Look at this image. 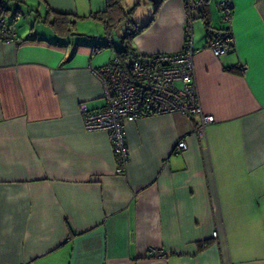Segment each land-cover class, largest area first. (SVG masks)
Here are the masks:
<instances>
[{"label":"crops","instance_id":"crops-1","mask_svg":"<svg viewBox=\"0 0 264 264\" xmlns=\"http://www.w3.org/2000/svg\"><path fill=\"white\" fill-rule=\"evenodd\" d=\"M36 1L80 17L105 7ZM138 3L132 49L180 51L186 0H122ZM214 3L213 14L211 0L192 1L191 17L207 4L208 28H225ZM231 3L225 55L208 49L207 30L195 39L191 21L194 78L214 121L202 132L197 116L177 112L127 122L122 173L107 134L84 130L79 112L104 105L92 69L115 52L77 31L57 35L46 13L36 19L50 32L16 21L17 42L0 41V264H264V0ZM150 246L165 255L149 257Z\"/></svg>","mask_w":264,"mask_h":264},{"label":"built area","instance_id":"built-area-1","mask_svg":"<svg viewBox=\"0 0 264 264\" xmlns=\"http://www.w3.org/2000/svg\"><path fill=\"white\" fill-rule=\"evenodd\" d=\"M192 1L186 0L189 10ZM217 7L227 26L210 30L207 47L215 56H222L234 48L230 26L231 0H221ZM19 18L18 13L12 16L0 14V41L17 42L15 23ZM195 52L192 47L191 19H188L180 51L137 53L126 62L114 56L108 64L92 69L102 83L105 103L93 111L80 103L79 112L84 130H99L107 134L116 162V173H122L128 162V147L124 138V126L127 122L141 117L177 112L188 117L197 116V131L202 132L214 121L211 115L204 113L201 106L194 78ZM241 68L245 70L246 65ZM175 149L177 152L185 151L186 142L179 139ZM212 236H216V232ZM146 254L149 257L165 255L161 249L153 246L147 248Z\"/></svg>","mask_w":264,"mask_h":264},{"label":"rangeland","instance_id":"rangeland-1","mask_svg":"<svg viewBox=\"0 0 264 264\" xmlns=\"http://www.w3.org/2000/svg\"><path fill=\"white\" fill-rule=\"evenodd\" d=\"M214 1L215 0H211L213 14L216 12ZM219 1L220 0H217V3ZM6 6L8 7L10 12H14L16 9H18V12L20 13V24L25 26H27L28 24H33L36 25L37 28L45 29L46 31L50 32V28H48V26H45V24H43L39 20L37 21L36 19V14L45 15L46 13L43 4L38 5V2L36 0H28V2L26 3H23L19 0H7ZM191 7L193 8L194 6L192 5ZM138 9L139 10L136 16L137 18H141L144 16V13L146 11L145 4H141ZM188 11V18L191 19L193 24L194 38L196 39L198 36L201 38L205 37V21L200 16H198L196 9L193 10V19L191 17V8L190 10L188 9ZM130 21H134L133 16H130L129 19H126V21L122 22L120 26L112 29L109 39L111 43L109 45H106V47L104 46L105 49H109L115 52V50L117 49L120 50L124 48V44L121 42V37L124 36V32L130 34L132 28ZM74 31H77L79 33L76 38H79L82 42L87 44L105 45L108 40V38L105 37L106 33L104 31L103 25H101L98 21L92 19H77ZM97 36H99L100 39Z\"/></svg>","mask_w":264,"mask_h":264},{"label":"trees","instance_id":"trees-1","mask_svg":"<svg viewBox=\"0 0 264 264\" xmlns=\"http://www.w3.org/2000/svg\"><path fill=\"white\" fill-rule=\"evenodd\" d=\"M6 1L7 0H0V14L2 15H8L6 14L8 12ZM158 3L153 11V16L156 14L158 10ZM138 5L139 3L130 9H126L122 5V0H105L104 9L92 12L88 16H85V17L84 16L80 17L76 15L72 16L67 13H59V12L48 10L46 13V16L42 19V21L43 23L47 24L53 32H55L57 35L61 37H67V36L74 34V27H75L77 19H80V18L82 20L92 19V20L98 21L101 25H103L104 31L106 33L105 37L108 38L106 44L109 45L111 43L109 39L111 36L110 33L112 29L120 26L121 23L126 21V19H129L130 16L132 17ZM206 5L207 4H203L202 6H200L201 8L200 17L204 19L205 21L207 35L209 37V32L211 29L208 28L209 24L207 20ZM152 20H153V17L151 18L149 22H151ZM130 22H131L132 27L137 26L134 23V21H130ZM147 25L148 23L144 26L139 27L138 29H136V31H141ZM15 28L17 31L16 24H15ZM219 29H222V28H219ZM132 34H133L132 32H130V34L127 32H124V36L121 37V42L124 44V48L120 50L118 49L115 50V56H118L122 62H126L128 59H131L137 54V52H135L130 46V39L132 37Z\"/></svg>","mask_w":264,"mask_h":264}]
</instances>
